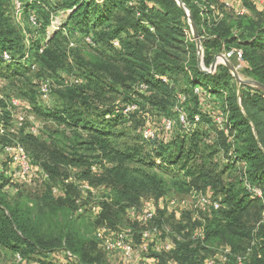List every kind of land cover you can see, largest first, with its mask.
Masks as SVG:
<instances>
[{
	"label": "trees",
	"instance_id": "obj_1",
	"mask_svg": "<svg viewBox=\"0 0 264 264\" xmlns=\"http://www.w3.org/2000/svg\"><path fill=\"white\" fill-rule=\"evenodd\" d=\"M21 1L27 23L30 13L38 19L37 26L29 23L36 34L29 38L17 25L12 0H0V73L35 72L40 79L58 81L59 102L35 110L53 124L46 139L20 130L14 139L0 140V149L11 142L26 148L49 178L34 199L22 193L12 199L5 192L10 178L4 175L0 160V248L26 262L41 264L45 257L57 259L71 252L80 264H101L99 245L84 233V216L76 214V201L82 195L77 182L81 181L104 188L98 218L111 229L130 227L127 210L139 207L143 198L211 190L222 197V208L207 220L205 239L193 240L190 228L180 224L181 231L187 229L186 235L169 257L176 264H201L203 252L213 247H228L239 255L247 253L249 246L252 250L245 264H264V89L244 85L238 93L226 66H218L211 74L201 70L197 46L181 39L182 30L176 27L180 19L189 18L176 0ZM180 1L198 28L205 64L212 63V51L226 45L231 52L237 42L234 49L242 51L248 76L264 86V23L225 14L227 10L216 0ZM213 4L223 19L211 9ZM61 11L69 12L66 23L53 34L43 35L51 14ZM70 30L91 37L93 45L86 46L104 50L82 56L71 47ZM3 52L10 53L12 60H3ZM63 74L82 82L65 84ZM180 77L189 88L180 93L185 98L182 103L175 101L178 94L173 87ZM197 88L207 101L224 98L219 103L226 117L227 134L222 132L226 139L212 136L220 128L214 113L204 109ZM129 103L139 110L125 116ZM146 108L176 120L177 109L186 110V122L192 128L178 121L171 133L144 141L137 131L143 120L140 112ZM0 117L7 127L8 113L0 109ZM221 151L226 157L230 152L231 161L219 164ZM75 170L77 181L70 178ZM234 174L239 176L233 179ZM61 183L64 193L55 195L53 190ZM249 187L260 188L263 196H253ZM86 195L93 196L91 191ZM169 257L164 254L161 264H168Z\"/></svg>",
	"mask_w": 264,
	"mask_h": 264
},
{
	"label": "rangeland",
	"instance_id": "obj_2",
	"mask_svg": "<svg viewBox=\"0 0 264 264\" xmlns=\"http://www.w3.org/2000/svg\"><path fill=\"white\" fill-rule=\"evenodd\" d=\"M241 3L244 4V6L248 9L249 13L248 15L244 16V18H254L256 20L262 21L264 23V6H262L261 11L257 12V4H255L254 2L250 1V0H240ZM217 3H219L216 0ZM220 4V3H219ZM214 6V11L216 15L221 16L220 18H224V15L221 14V11L217 9V6L215 4H213ZM224 6V5H223ZM184 9V8H183ZM187 9V8H186ZM226 9V8H225ZM185 10V9H184ZM227 10V9H226ZM260 10V9H259ZM187 16L189 17V10L187 9V11L185 10ZM230 13V12H229ZM32 13H30L31 15ZM68 14L69 12L67 11H61V12H56V13H52L51 14V19H50V24L46 29V32L43 35H47L49 34H53L54 32L58 31L61 29V26H63V24L66 23V20L68 18ZM225 14H228V11L225 12ZM231 14V13H230ZM29 15V16H30ZM191 15V13H190ZM229 15V14H228ZM235 16V15H234ZM240 18V17H237ZM180 24L178 23V25L176 26L177 28H179L180 30H182V35H181V39L183 38L184 41H190L191 44H195L197 46V51H198V65L200 67V60L203 63V68L205 70H210L214 60L218 57L219 59V65L218 66H226L228 68V66L224 63V59L222 60V57H225L227 60H229L235 67L239 64V61L237 60V56H232V57H227V55L230 53V50H228L226 45H222L220 46V49L214 50L212 51V63H210L209 65L205 64V59H204V48L202 45V40H201V45H202V50L201 52L198 49V44L197 41L195 39V34L194 31L192 29L190 20L188 18V20L184 21V20H179ZM59 22V23H58ZM17 25L20 26L23 30V32L30 38L32 37L34 34H36L34 32V29L29 25V23H27V16L26 15H21L17 21ZM198 29V28H197ZM71 31V30H70ZM70 39H71V44H73L74 46L72 48H74V51L77 50L76 52H78L79 54H81L84 57H89L91 54H98L101 53L104 49L103 48H99L100 51H97V49L95 50L94 48L88 47L86 46V42L85 39L88 38V36L84 35H80L78 34L76 31H71L70 32ZM65 34L69 35V32H65ZM73 37H72V36ZM117 43V45L115 44ZM27 46H29V42L26 43ZM115 48L117 47L118 49H120V45L118 43V41H114L113 42ZM238 43L234 42L233 45V50H235L234 48H238ZM97 48V47H96ZM237 50V49H236ZM240 50V49H238ZM16 54V53H15ZM19 55H16V58H18ZM21 58V57H20ZM24 63H27L28 61L25 60L23 61ZM243 67L242 70L239 71V75H240V79L237 80L233 74L231 73L230 69V73L232 74V76L234 77V85L237 88V92L239 93V90L242 86L247 85V86H254V85H250L251 81H254L252 78H250L247 74V68H248V64L244 61L243 58ZM5 68V66L3 65V67H1V71L2 69ZM202 70V69H201ZM214 73V72H213ZM63 80L66 83H71V81H73L74 79H78L79 81L82 82V79H80L79 77H75V76H68L66 74L62 75ZM38 78L37 73L32 72L29 74H22L20 76H15L12 73H9L8 71L3 70L2 73H0V102L2 101L3 104H5V106H2V104H0V109L3 110V112H7L9 118L5 119L8 120L7 123V127H4V125L1 123L0 121V140L3 137L6 136H10L11 139H14V137L17 135V132L20 130H23L24 132L29 133L31 128H34L37 131L36 135H33L34 137L38 138V139H46L47 138V134L48 132H50V130L53 129V124L51 122L45 121L43 118H40L36 113L35 110L38 109H46V108H50V107H55L56 105H58V97H57V91H58V81H54L51 78L48 77H44L43 79ZM241 81L249 83V84H242ZM47 83L49 85L51 94L49 99H44L42 98L41 95V86L43 84ZM187 83H185V80L180 77L177 80H175L173 82V87L175 88L178 96L177 98H175V101L178 102V100L182 103L185 101V98L182 96V94L180 95V93L188 90L187 92H189V88H186ZM146 87V86H144ZM188 87V86H187ZM257 87V86H254ZM184 90V91H183ZM197 91H199L197 93ZM236 92V93H237ZM196 94H202V91L200 88H197L195 90ZM202 102H203V107L207 112H213L214 115L215 113L221 112L220 106L221 104L219 103V101L221 102V100H223L222 102L224 103V98H222L221 100H219L216 97H211L210 101H207L205 98V96H202ZM14 102H18L17 106H14L13 103ZM216 102L218 103V105H216ZM137 105L134 103H129L125 106L124 111L128 108V107H134ZM147 110H144L143 112H140V116L142 117V123L141 126L139 127L137 133L141 136L142 140L150 142L148 139H146L143 135V131L146 129H151L156 131L159 136L163 135V133H167L164 131L163 128V121L164 120H170L172 122L176 123H180V115H179V120H176L174 118H170L168 116H164L160 113H158L157 111H150L148 110V108H146ZM139 107H137L134 111H138ZM178 111H182L184 113V111L186 112V110H180L177 109ZM130 112V113H132ZM125 114V112H124ZM185 114V113H184ZM125 116H129L128 114H125ZM23 117L26 121L24 123V125L22 127L18 126L19 123V119ZM2 117H0L1 120ZM181 124V123H180ZM174 125V126H175ZM185 126V125H184ZM186 129H191L192 126L190 125H186L185 126ZM1 130H4L5 133H2ZM173 130V129H172ZM16 132V133H13ZM172 131H170L171 133ZM227 134V125L225 126L224 129H219V130H213L212 136H214L215 138L217 136H222L226 139V135L223 133ZM222 133V134H221ZM11 148H19L21 147L19 144H16L14 142H11V145H7ZM25 152H27V155L29 157L30 163L32 160V156L30 155V153L26 150V148L22 147ZM232 153V152H231ZM0 160H2V162L4 163V175L7 178H10V184L8 187L5 188V192L6 194L12 198L15 199L17 195H20L21 193L24 196H28V198L30 199H34L35 197H37L41 191L43 190V188L46 186L47 181H48V177H45V175H47V173L38 165L33 163L32 160V173L29 177L26 178H22L20 177L19 173V166L17 163H15V159L14 156H16V151H12L10 153L8 152H3V147H1L0 149ZM225 154V153H224ZM223 154V151H221L219 153V164L223 165L225 163H228L229 161H231V155L229 152V155H227V157ZM240 166V165H239ZM243 166V165H241ZM75 172V171H73ZM93 172L97 173V170L94 169ZM237 176L234 174L232 177L237 178ZM73 179V181H77V174H73L72 177H70ZM78 183V182H77ZM89 184V183H88ZM90 185V184H89ZM90 187L92 189L95 190V192H93V196L91 198H87L88 202L91 203L94 206H100L99 204V200L101 199V196H103L102 192L104 190L103 187L99 188V187H92L90 185ZM99 188V189H97ZM86 200V201H87ZM85 201V202H86ZM86 207L85 209V213L80 215L78 214L77 216H79V218L81 216H84L83 219V229H84V233L89 236L90 238L94 239L95 241H97L98 246V254L101 255L103 257L102 263L101 264H125L123 259V255L119 252L117 253H107L105 251H103L100 248V244L98 242V240L96 239L95 233L97 232V230L103 226V223L99 221L98 216L93 212V209L91 207H89V205L87 203H84V206ZM190 209V210H189ZM197 208H188L185 213H183V217L187 218L186 220H184V222H186L185 224L182 223L183 227H189L190 228V234L194 233L197 229L198 226H200V224H195L190 220L189 215H191V213H193L194 211H196ZM162 214H160L161 217ZM126 218L127 220L131 223V228L137 230V232H135V236H136V241L138 243L142 242L141 239V234L140 232L143 230L137 223H135L133 220H131L128 217V214L126 213ZM128 224V223H127ZM181 223L174 221L173 223H169L167 224L170 228H172L173 232L176 233V231H181V229H179V225ZM132 225H135L136 227H133ZM121 226V225H120ZM109 227V226H108ZM121 227H126L128 228L129 226H121ZM109 229H111V227H109ZM116 229H111V231H116ZM186 235V233H185ZM185 235H181L183 238ZM248 250H252V247L247 246ZM242 253H244V249L242 251ZM150 255L157 257L160 260L161 263V257L164 254H156V252H149ZM171 254H173V252L166 254L167 257H169ZM141 255V254H140ZM222 252H221V247L218 246V248H212L209 249L205 252H203V257L201 260V264H204L205 260L210 259V258H215V257H221ZM49 257H45L43 259H41L39 262H41V264H80V262L74 263V262H70L66 259V257L58 255L59 258L55 259V258H51V260H49ZM233 259V258H232ZM229 261V264H233V260ZM171 257H169V261H171ZM52 261L53 263H50ZM0 262L1 264H36L35 260H30L29 262H20L17 260L16 256L12 253H10L7 250L1 249L0 248ZM167 262V263H168ZM99 264V263H98ZM129 264H134V262H131ZM216 264H222L220 261L216 262Z\"/></svg>",
	"mask_w": 264,
	"mask_h": 264
},
{
	"label": "built area",
	"instance_id": "obj_3",
	"mask_svg": "<svg viewBox=\"0 0 264 264\" xmlns=\"http://www.w3.org/2000/svg\"><path fill=\"white\" fill-rule=\"evenodd\" d=\"M220 4L231 11L237 17H244L248 14V9L245 6H240L237 8L236 2L240 0H217ZM257 5L264 6V0H250ZM241 2V1H240ZM214 9V8H213ZM12 14L15 22L17 23L19 17L23 15V4L21 0H12ZM29 23L32 26L38 25V19L34 13L29 16ZM85 42L88 45H93L91 37L85 39ZM117 45V43H115ZM74 45L71 44V47ZM237 56L239 64L235 67L239 72L242 70L244 65L243 63V53L241 50H232L227 57ZM2 58L5 61H11L12 55L8 52L2 53ZM27 60V57L23 61ZM35 69V66L32 67ZM78 79L71 81V84H79ZM142 90H145L146 87L141 86ZM41 95L44 99H49L51 91L47 83L41 86ZM199 91H197L198 93ZM14 106L18 105V102L13 103ZM137 107H128L124 112L128 114L135 110ZM180 123L183 125H188L186 122L185 114L182 111H179ZM215 123L219 128L224 129L226 126V117L223 112L215 113L214 115ZM25 119L21 117L19 119L18 126L22 127L25 123ZM199 116L195 117V123H199ZM175 122L170 120L163 121V128L165 132H170L174 128ZM2 133H5L4 130H1ZM30 134L36 135L37 131L34 128H31L29 131ZM143 135L149 141L156 140L159 137V134L151 129H146L143 131ZM16 151V156H14L15 163L19 166V175L22 178L29 177L32 173V165L30 163L27 152L22 147L11 148L9 146L3 147V152H12ZM95 169V168H94ZM48 177V175H45ZM70 180L65 181L64 183H69ZM82 189V195L77 199V212L76 214H84L86 207L84 203H87L89 207L93 209V212L98 216L100 212V206H94L87 200V191L93 193V189L88 183H78ZM249 191L255 197L261 198L263 196V191L258 187H249ZM55 195H62L64 193V185L61 183L56 186L53 190ZM198 193V192H197ZM194 200L197 201V206H194L193 202L186 199H179L178 197L165 196L159 199L155 198H143L139 207L129 208L127 210L128 217L137 223L143 230L140 232L142 242L138 243L136 241L135 231L131 227H121L118 226L116 231H111L107 226L103 225L95 233L96 239L100 244V248L107 253H121L123 258L127 263L136 262L140 259L143 253L149 252L151 245H153L154 252L158 254H169L174 250V243H171L168 238L174 235L173 230L164 223H159V212L167 211L170 215L173 214H183L188 208H197L196 211H201L207 214H212L217 212L222 208L221 200L215 199L213 196L204 195V194H194ZM87 200V201H86ZM86 201V202H85ZM205 221L200 223L198 229L193 233V240H204L205 239ZM166 237V238H165ZM222 255L221 257H215L205 260L204 264H216L220 261L222 264H229V261L233 258V264H245V261L249 258L251 250H248L245 254L234 255L230 248L223 247L221 248ZM141 254V255H140ZM70 262L77 263L78 258L73 255L71 252H63V257ZM17 260L20 262L22 259L17 256ZM40 264V263H36ZM168 264H176L173 260L169 261Z\"/></svg>",
	"mask_w": 264,
	"mask_h": 264
},
{
	"label": "crops",
	"instance_id": "obj_4",
	"mask_svg": "<svg viewBox=\"0 0 264 264\" xmlns=\"http://www.w3.org/2000/svg\"><path fill=\"white\" fill-rule=\"evenodd\" d=\"M236 6L238 8L240 6H244V4L239 1V2H236ZM256 6H257V12L261 11L262 6L261 5H256ZM213 8L214 7H211V9H213ZM228 12L232 13L231 11H228ZM248 13H249V11H248ZM77 173H78L77 170H75V172H73V174H77ZM82 183H84V182H82ZM97 189H99V188H97ZM93 192H95L94 189H93ZM194 194L210 195V196H213L215 199L222 200L221 196H216L211 190L207 191L206 193H203V192H198L197 193L196 191H193L190 194L185 195V196H180V195H177V194H170L169 196L170 197H178L179 199H186L188 201L193 202L194 206H197V201H195L194 197H193ZM160 214H162L161 217H160ZM182 215L183 214L170 215L167 211L163 210V211L159 212V220H160L161 223H165V224L173 223L174 221L180 222L181 224L182 223L185 224L186 222H184V220H186L187 218H184ZM212 215H213V213L212 214H207V213H204V212H201V211H194L193 213H191V215H189V217H190V220L193 223L200 224L203 221H205V223H206L207 220L212 217ZM186 231H187V229L184 230V231H181V232H176V233H174V235H172V237L168 238L171 243H174V246H175L174 250L176 249L177 244L179 242H181L182 239H183V237L181 235H183ZM153 245L154 244L151 245V247H150L151 250L149 252H152V251L154 252ZM214 248H218V247H214ZM221 248H223V247H221ZM149 252L143 253L141 255L140 259L137 260L136 262H134V264H161L160 260L157 257L150 255ZM156 254L158 255L157 252H156ZM54 257L55 256H50V258H54ZM122 260L124 261L125 264H128L127 261L124 258Z\"/></svg>",
	"mask_w": 264,
	"mask_h": 264
},
{
	"label": "water",
	"instance_id": "obj_5",
	"mask_svg": "<svg viewBox=\"0 0 264 264\" xmlns=\"http://www.w3.org/2000/svg\"><path fill=\"white\" fill-rule=\"evenodd\" d=\"M176 1H177V3H178L182 8H184V9L187 11L186 7L184 6V4H183L180 0H176ZM189 20H190V23H191L192 29H193L194 34H195V39H196L197 44H198V49H199V51L201 52V50H202V45H201V40H200L199 32H198V29H197L196 24L194 23V19L191 17L190 13H189ZM224 58H225V57H224ZM225 59H226V58H225ZM226 60H227V59H226ZM199 63H200V68H201L202 71H203L204 73H206V74H211V73L215 72L216 69H217V67H218V65H219L218 57L214 60V62H213V64H212V66H211V68H210L209 71H208V70H205V69L203 68V63H202L201 60H200ZM225 64L228 66V68L230 69V71H231V73L233 74V76H234L237 80H239V79H240V75H239L238 71L236 70L235 66H234L229 60H227ZM241 83H242V84H249V83H246V82H243V81H241ZM250 85H254V86H257V87H260V88H263V89H264V86H262L261 84H259L258 82H255V81H251V82H250Z\"/></svg>",
	"mask_w": 264,
	"mask_h": 264
},
{
	"label": "bare ground",
	"instance_id": "obj_6",
	"mask_svg": "<svg viewBox=\"0 0 264 264\" xmlns=\"http://www.w3.org/2000/svg\"><path fill=\"white\" fill-rule=\"evenodd\" d=\"M58 23H59V22H58ZM221 59H222V60L224 59V63H226L227 60H226L224 57H222ZM218 61H219V59H218Z\"/></svg>",
	"mask_w": 264,
	"mask_h": 264
}]
</instances>
